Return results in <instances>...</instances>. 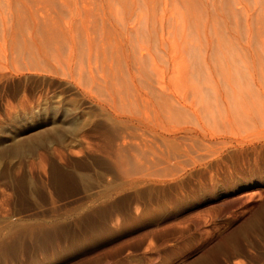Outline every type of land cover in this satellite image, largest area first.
Masks as SVG:
<instances>
[{
	"label": "rangeland",
	"instance_id": "374dc122",
	"mask_svg": "<svg viewBox=\"0 0 264 264\" xmlns=\"http://www.w3.org/2000/svg\"><path fill=\"white\" fill-rule=\"evenodd\" d=\"M229 1L0 0V264H264V0Z\"/></svg>",
	"mask_w": 264,
	"mask_h": 264
},
{
	"label": "bare ground",
	"instance_id": "6f19581e",
	"mask_svg": "<svg viewBox=\"0 0 264 264\" xmlns=\"http://www.w3.org/2000/svg\"><path fill=\"white\" fill-rule=\"evenodd\" d=\"M189 1H190V0H189ZM230 1L232 2L233 0H230ZM230 1H229V5L232 4V3H230ZM194 4H195V3L191 4V6L195 7L196 4H195V5H194ZM152 8H153V7H151V10H152ZM199 9H200V8H199ZM199 9H198V8H197V9L195 8L196 11H197V10L199 11ZM236 10H238V9H236ZM198 11H197V12H198ZM197 12H196V13H197ZM151 13H153V11H152ZM196 13H195V14H196ZM193 14H194V12H193ZM144 15H145V14H144ZM197 16H199V13H197ZM199 17H200V16H199ZM194 19H198V17H197V18L195 17ZM187 34H189V37L192 38V35H191V34H192V33H191V26L189 27V30L187 31ZM152 40H154V38H153ZM154 41H155V40H154ZM145 46H146V45H145ZM145 46H144V45H140V49H139V53H138L139 56H143V55H144V52H142V50H145V49H146Z\"/></svg>",
	"mask_w": 264,
	"mask_h": 264
}]
</instances>
